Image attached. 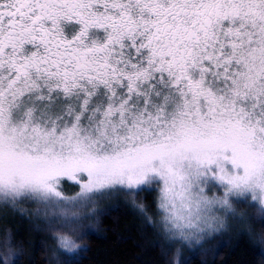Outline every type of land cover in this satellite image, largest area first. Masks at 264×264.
<instances>
[{
    "label": "snow or ice",
    "instance_id": "obj_1",
    "mask_svg": "<svg viewBox=\"0 0 264 264\" xmlns=\"http://www.w3.org/2000/svg\"><path fill=\"white\" fill-rule=\"evenodd\" d=\"M153 185L158 219L137 207L169 246L246 201L264 229V0H0L4 215L52 231L50 260L70 264L100 200ZM69 202L83 212L58 216ZM24 251L5 228L0 264Z\"/></svg>",
    "mask_w": 264,
    "mask_h": 264
},
{
    "label": "trees",
    "instance_id": "obj_2",
    "mask_svg": "<svg viewBox=\"0 0 264 264\" xmlns=\"http://www.w3.org/2000/svg\"><path fill=\"white\" fill-rule=\"evenodd\" d=\"M62 191L72 195L78 189L65 182ZM153 196L152 192H144L132 198L133 204L115 201L103 212L98 229L87 236L85 250L75 255L70 264H173L177 249L185 264H264V245L247 235L249 226L256 233L264 231L257 207L246 202L236 205L243 221L234 219L224 235L187 250L178 245L169 246L153 227L144 223L137 204L148 205L146 214L156 219ZM10 217L1 219L0 225L12 229L13 235L24 242L25 251L18 264H53L52 231L32 230L29 221L17 213ZM59 262L62 264V259Z\"/></svg>",
    "mask_w": 264,
    "mask_h": 264
},
{
    "label": "rangeland",
    "instance_id": "obj_3",
    "mask_svg": "<svg viewBox=\"0 0 264 264\" xmlns=\"http://www.w3.org/2000/svg\"><path fill=\"white\" fill-rule=\"evenodd\" d=\"M65 182H67V183H69V184H71V185H75L76 187H77V189L79 190V186H78V184L76 183V182H73V181H69V180H67V178H65L63 181H62V185H63V183H65ZM62 185H61V190H62ZM151 188L153 189V190H145V191H142V192H140V193H138L137 195H135V196H133V195H130V194H123V193H121V194H118L117 196H115V197H111V198H107V199H103V200H100L99 202H98V204H99V206L100 207H102L103 209H104V211L108 208V207H110V206H112L114 203H115V201H117V202H119V201H122V202H125V203H128V204H133V200H132V198H137L139 195H142V194H144V192H152L153 194H154V202H155V198L157 197V195H158V193H157V191H155L154 189H155V186L153 185V186H151ZM65 195H67V194H65ZM67 196H72V195H67ZM246 203H249V202H247L246 201ZM250 204V203H249ZM155 205H156V202H155ZM251 205V204H250ZM24 207L25 208H28V209H31V208H33L34 207V205H31V204H29V205H24ZM235 207V212H234V214H232L230 217H229V215L227 214V213H224V212H222L221 213V215H224L227 219H228V224H229V226H231V224L233 225V221H234V219L235 220H239V221H243V215H241L240 213H238V211H237V207H236V205L234 206ZM255 207V206H254ZM258 208V207H257ZM156 209V219H158V216H157V208H155ZM103 211V212H104ZM83 212V209H80V208H78V207H74L70 202L69 203H67V204H62L61 206H60V208L57 210V215L58 216H60V217H65V216H67L69 219H71L74 215H79L80 213H82ZM18 214V213H17ZM103 214V213H102ZM102 214H100V215H97V216H95V217H93L92 218V220H91V223H92V227H93V231H91V233H93V232H95L97 229H98V227H99V222H100V218H101V216H102ZM19 215V214H18ZM147 215H148V213H147ZM10 216H12V212H9L6 216L4 215V210L3 209H0V224H1V219H3L4 217H10ZM11 218V217H10ZM9 218V219H10ZM154 218V217H153ZM228 226V227H229ZM228 227H226V228H224L222 231H219V232H209L208 233V235L207 236H205V237H203L202 238V242H200L199 244H197L195 241H193L192 243H183V242H180V241H177L176 243H173L172 245H178V247L179 248H181V247H183V248H185V249H187V250H194V249H196V248H199V247H201V246H203L204 244H207V243H210L213 239H215V238H218L219 236H222V235H224L226 232H227V230H228ZM56 228L58 229V230H61V231H64V232H66L67 234H69V235H73V231H72V226H71V224H67V225H63V226H61L60 224H57L56 225ZM4 227L3 226H1L0 225V234H2L3 233V231H4ZM90 233V234H91ZM86 238L87 237H83V238H80L79 239V243H81V244H83V245H86ZM166 241V240H165ZM51 242L53 243V240L51 239ZM167 243H169L168 241H166ZM47 249V248H46ZM77 254H81V252H78ZM76 254V255H77ZM60 260H56V261H53V264H59L60 262H59Z\"/></svg>",
    "mask_w": 264,
    "mask_h": 264
}]
</instances>
